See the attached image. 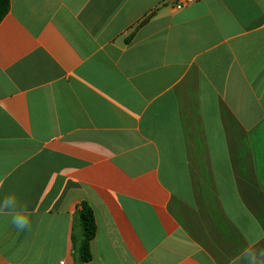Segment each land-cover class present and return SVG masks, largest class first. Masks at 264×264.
Here are the masks:
<instances>
[{"label": "crops", "instance_id": "obj_1", "mask_svg": "<svg viewBox=\"0 0 264 264\" xmlns=\"http://www.w3.org/2000/svg\"><path fill=\"white\" fill-rule=\"evenodd\" d=\"M179 1L0 0V264H78L81 202L86 264L264 247V0Z\"/></svg>", "mask_w": 264, "mask_h": 264}, {"label": "clouds", "instance_id": "obj_2", "mask_svg": "<svg viewBox=\"0 0 264 264\" xmlns=\"http://www.w3.org/2000/svg\"><path fill=\"white\" fill-rule=\"evenodd\" d=\"M26 208L27 205H21L14 193L5 195L0 201V215L8 217V223L17 231L30 228V216L26 213ZM260 239L257 237L256 243H259ZM229 264H264V247L257 248L254 244L244 247Z\"/></svg>", "mask_w": 264, "mask_h": 264}, {"label": "trees", "instance_id": "obj_3", "mask_svg": "<svg viewBox=\"0 0 264 264\" xmlns=\"http://www.w3.org/2000/svg\"><path fill=\"white\" fill-rule=\"evenodd\" d=\"M154 12L147 14L137 27L143 25L152 17ZM96 224L92 208L81 202L73 214V228L71 240L77 256L78 264H86L91 260L90 242L95 237Z\"/></svg>", "mask_w": 264, "mask_h": 264}, {"label": "built area", "instance_id": "obj_4", "mask_svg": "<svg viewBox=\"0 0 264 264\" xmlns=\"http://www.w3.org/2000/svg\"><path fill=\"white\" fill-rule=\"evenodd\" d=\"M193 1L194 0H181L177 3H175L174 8L178 9V10L182 9V8L188 6L189 4H191ZM59 264H65L64 260H62Z\"/></svg>", "mask_w": 264, "mask_h": 264}]
</instances>
